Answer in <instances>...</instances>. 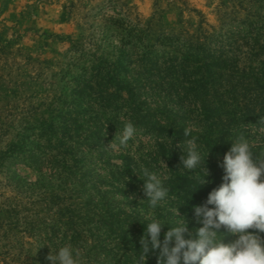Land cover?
I'll return each mask as SVG.
<instances>
[{
	"label": "rangeland",
	"instance_id": "374dc122",
	"mask_svg": "<svg viewBox=\"0 0 264 264\" xmlns=\"http://www.w3.org/2000/svg\"><path fill=\"white\" fill-rule=\"evenodd\" d=\"M121 19L194 44L234 35L244 72L237 92L244 103L264 92L248 84L264 85V39L246 29L264 23V0H0V264H52L47 257L59 249L42 243L58 221L79 220L91 243L110 212L148 201L144 192L123 194L114 175L120 155H140L152 137L137 127L120 146L127 110H117L120 102L104 94L112 88L100 89L92 72L133 51L116 28ZM247 131L252 146L264 141V127Z\"/></svg>",
	"mask_w": 264,
	"mask_h": 264
},
{
	"label": "trees",
	"instance_id": "16d2710c",
	"mask_svg": "<svg viewBox=\"0 0 264 264\" xmlns=\"http://www.w3.org/2000/svg\"><path fill=\"white\" fill-rule=\"evenodd\" d=\"M122 21L116 28L133 42V51L117 56L114 63L98 61L92 72L100 89L112 88V93L104 94L120 102L117 110H127L123 126L131 121L151 136L152 142L136 157L124 151L114 176L123 194H139L144 192L142 169L155 172L169 190L166 202L175 207L153 209L147 201L129 211L110 212V219L97 227L91 243L80 237L82 223L68 217L54 224L47 243L41 242L45 248L48 244L56 249L69 245L74 255L79 252V258H101V264H139L140 240L153 219L164 226L161 242L169 228L178 226V219L186 222L185 238L195 237L202 224L197 222L194 206H202L209 193L222 183L224 155L241 136L252 142L248 128L264 127V92L245 97V103L244 95L237 92L244 91V72H239L237 66L241 54L234 35L220 34L204 44H194L178 37L150 36L139 25ZM258 25L256 30L255 25L246 29L250 35L255 32L257 39H264V23ZM238 30L243 32L244 24ZM119 61L127 62V68H118ZM250 80L249 87L254 88L250 92L264 89L258 79ZM123 92L128 99L121 97ZM140 111L145 115L140 116ZM186 128L192 130L189 137L183 135ZM192 137L197 138L198 150L206 158L203 167L209 171L203 186L199 181L204 178V169L190 172L180 160L185 140ZM250 147L254 156L264 154V141ZM174 210L179 211L178 216L172 213ZM219 231L223 243L237 239L223 227ZM155 255L159 256V250L150 249L143 264H157Z\"/></svg>",
	"mask_w": 264,
	"mask_h": 264
},
{
	"label": "clouds",
	"instance_id": "9594fccd",
	"mask_svg": "<svg viewBox=\"0 0 264 264\" xmlns=\"http://www.w3.org/2000/svg\"><path fill=\"white\" fill-rule=\"evenodd\" d=\"M191 131L186 128L184 137H189ZM135 132L133 123L128 121L120 134V146H126ZM184 143L185 148L180 145L182 167L190 172L203 168L205 175L199 181L203 186L209 175L208 169L203 167L206 158L198 150L196 137ZM112 147L115 145L111 142L109 148ZM162 163L167 167L163 160ZM221 167L224 170L222 183L209 193L202 206H194L197 222L202 224L196 229L195 237L185 238L186 222L178 219V226L169 228L161 242L164 226L153 219L140 240L139 264L146 260L150 249L159 250L157 264H264V236L261 235L264 234V154L254 156L249 142L241 136L224 155ZM142 172L143 191L150 208L154 209L168 197L169 190L155 172L147 168ZM175 215H179L178 210ZM222 227L237 239L223 243L222 236L218 235ZM78 256V251L74 255L71 246L66 245L56 254L50 252L47 259L52 264H80Z\"/></svg>",
	"mask_w": 264,
	"mask_h": 264
}]
</instances>
